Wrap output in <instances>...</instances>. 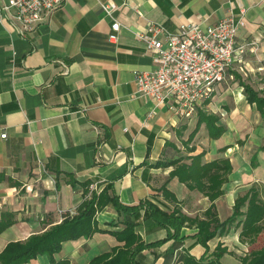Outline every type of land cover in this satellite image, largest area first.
I'll list each match as a JSON object with an SVG mask.
<instances>
[{
  "label": "crops",
  "instance_id": "obj_1",
  "mask_svg": "<svg viewBox=\"0 0 264 264\" xmlns=\"http://www.w3.org/2000/svg\"><path fill=\"white\" fill-rule=\"evenodd\" d=\"M99 2L118 9L109 17ZM229 10L243 11L245 25L236 44L244 52L211 100L185 117L173 102L156 105L137 97L133 72L155 67L153 55L138 39L149 35L147 26L174 32L188 22L210 25ZM114 21L119 24L116 40L109 38ZM242 84L264 91V0H64L25 39L0 16V135H6L0 137V219L10 213L14 220L0 232V252L9 242L24 241L59 223L62 213L76 212L84 197L79 184L71 186L70 177L90 183L88 196L109 185V195L123 206L150 201L161 210L178 209L189 218L204 219L210 200L177 177L169 178L173 166H151L202 154L203 163L227 159L231 165L223 194L214 201L220 222L251 187L264 201V119L246 101ZM198 112L217 117L223 129L217 138H210L201 123L187 141ZM165 182L176 201L159 191ZM124 218L138 224L145 242L173 233L144 220L143 210L135 218L109 204L95 216L100 227L113 224V230L123 226ZM239 232L232 225L203 247L194 237L197 228L185 226L180 230L183 239L146 248L136 259L140 264H182V255L211 259L220 245L225 249L221 264H240L247 247ZM117 245L122 244L110 233H95L63 242L53 257L55 262L88 264ZM24 264L49 260L38 255Z\"/></svg>",
  "mask_w": 264,
  "mask_h": 264
},
{
  "label": "trees",
  "instance_id": "obj_2",
  "mask_svg": "<svg viewBox=\"0 0 264 264\" xmlns=\"http://www.w3.org/2000/svg\"><path fill=\"white\" fill-rule=\"evenodd\" d=\"M246 101L255 105L264 119V91H254L249 85L242 84ZM201 123H205L210 138H217L223 129L217 125V117L198 112V121L195 129L188 136L190 142ZM190 151H193L190 149ZM202 154L187 156L177 160L157 161L153 167L173 166L169 172V178L177 179L186 185L189 190H196L210 200V206L205 211L204 219L189 218L178 209L172 211L161 210L150 201L140 202L136 206H123L114 195H109L110 186H105L98 193L91 192L88 196V181L79 182L70 177L71 186L79 184L82 187L84 200L77 207L74 214L62 213V220L50 226L39 234H32L24 241H13L5 245L0 252V264H24L36 258L38 255H46L49 264H68L67 261L55 262L54 254L61 249L63 242L78 238H90L95 233H110L122 245H117L110 252L100 254L90 260L88 264H140L136 257L146 248L160 245L170 238L183 239L180 230L185 226H195L197 233L194 235L197 242L206 247L207 242L215 236H223L234 225L240 227L239 239L253 242L264 230V201L259 198L257 188L251 187L243 196L235 199L233 212L225 221L217 218L214 201L223 194V184L226 175L231 171V165L227 159H216L210 162H201ZM188 160V163L181 162ZM68 175V174H67ZM70 176V175H68ZM166 182L162 184L161 191L164 198L176 201L174 195L166 189ZM111 204L114 209L125 214L138 216L140 210L144 211V220H152L157 226L166 228L173 233L165 239L153 243L145 242L137 232L138 224L125 219L123 226L118 229L100 227L95 219L96 213L105 206ZM10 213H6L0 219V232L13 224ZM225 249L220 245L216 247L211 259H194L190 255H182V264H221L220 257ZM172 251L169 250V255ZM240 264H264V247L250 251L240 259Z\"/></svg>",
  "mask_w": 264,
  "mask_h": 264
},
{
  "label": "built area",
  "instance_id": "obj_3",
  "mask_svg": "<svg viewBox=\"0 0 264 264\" xmlns=\"http://www.w3.org/2000/svg\"><path fill=\"white\" fill-rule=\"evenodd\" d=\"M64 0H6L0 4V16L9 21L18 37L25 39L38 30L48 17L60 9ZM103 12L112 17L114 3L99 2ZM245 25L243 11L229 10L214 24L188 22L170 32L163 26L149 25V35H139L146 51L154 58L149 71H134L137 97L152 99L156 105L173 102L189 117L197 105L211 100L229 78L244 47L236 37ZM117 21L111 25L109 38L116 40ZM1 134V138H5Z\"/></svg>",
  "mask_w": 264,
  "mask_h": 264
},
{
  "label": "rangeland",
  "instance_id": "obj_4",
  "mask_svg": "<svg viewBox=\"0 0 264 264\" xmlns=\"http://www.w3.org/2000/svg\"><path fill=\"white\" fill-rule=\"evenodd\" d=\"M241 242L245 244V246L247 247V250L245 252H243V256L241 255L240 259L242 257H244L245 255L249 254L250 251L264 247V230L262 231V233L259 236H257L254 239L253 242H249V241H245V240L241 241Z\"/></svg>",
  "mask_w": 264,
  "mask_h": 264
}]
</instances>
